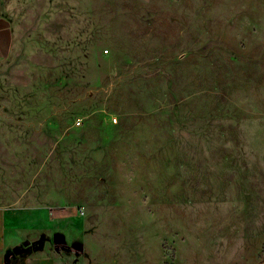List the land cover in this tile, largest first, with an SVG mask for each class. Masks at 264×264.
Returning <instances> with one entry per match:
<instances>
[{
    "label": "rangeland",
    "instance_id": "1",
    "mask_svg": "<svg viewBox=\"0 0 264 264\" xmlns=\"http://www.w3.org/2000/svg\"><path fill=\"white\" fill-rule=\"evenodd\" d=\"M0 12V264H264V0Z\"/></svg>",
    "mask_w": 264,
    "mask_h": 264
},
{
    "label": "crops",
    "instance_id": "2",
    "mask_svg": "<svg viewBox=\"0 0 264 264\" xmlns=\"http://www.w3.org/2000/svg\"><path fill=\"white\" fill-rule=\"evenodd\" d=\"M12 25L7 16L0 12V55H5L11 48Z\"/></svg>",
    "mask_w": 264,
    "mask_h": 264
},
{
    "label": "built area",
    "instance_id": "3",
    "mask_svg": "<svg viewBox=\"0 0 264 264\" xmlns=\"http://www.w3.org/2000/svg\"><path fill=\"white\" fill-rule=\"evenodd\" d=\"M79 122V121H78Z\"/></svg>",
    "mask_w": 264,
    "mask_h": 264
}]
</instances>
